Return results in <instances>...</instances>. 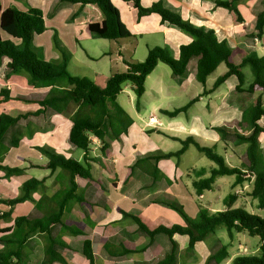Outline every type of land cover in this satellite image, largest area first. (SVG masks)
<instances>
[{
	"label": "crops",
	"instance_id": "obj_1",
	"mask_svg": "<svg viewBox=\"0 0 264 264\" xmlns=\"http://www.w3.org/2000/svg\"><path fill=\"white\" fill-rule=\"evenodd\" d=\"M159 1L195 26L213 30L217 39L226 43L232 51L238 50V56L234 57L236 63L239 64L249 55H264V36L261 39L252 36V34L256 33L257 16L264 11V0H249L243 7H239L243 22H238L236 16L228 9L218 7L216 0H141V3L144 7H149ZM112 3L118 9L122 22L133 35L129 39L113 41L118 45L117 52L121 60L125 58L137 61L143 60L147 56L149 46H158L171 50L174 59H178L180 46L192 42V38L189 35L183 33L175 26L162 23L161 18L156 14L138 20L137 9L134 8L132 3L122 0H112ZM0 4L3 9L16 8L20 11H28L36 8L43 12L46 31L34 37V45L42 50L46 60L59 58L53 48L55 32H58L62 42L74 44L73 48L70 45L69 47L72 53H75V44H79L81 38L87 40L92 38L88 24L100 23L103 20L102 13L94 5L82 7L80 4H71L61 0H0ZM0 33L3 39H10L16 43L20 42L12 39L1 30ZM108 50L103 52L100 57L109 55L112 49ZM122 51H125L126 56L121 55ZM87 57H90V55L87 54ZM8 62L9 60L6 58L0 60V100H2L1 91L9 94L11 99L4 102L0 101V115H30L19 122L22 131V139L19 146L12 148L2 163L6 166L20 167L26 170L21 175L9 178H6L5 173L0 170V200L16 198L20 194L22 184L31 178H45V189L35 193L33 196L35 201H39L44 196L50 197L55 194L61 184L58 180V172L52 175L49 170L44 168L47 158H45L46 160L42 158L43 155L35 150L34 147L49 146L56 150L57 153L71 157V152L77 149L69 142L72 122L69 119V115L64 118L61 114H56L52 110L42 112L38 116L31 115L39 110V105L15 98L17 96L45 93L49 88L37 89L32 87L28 83L26 75L10 72L7 66ZM124 65L125 72L127 66L125 63ZM167 67L169 66L159 63L147 77L146 91L142 102L152 97L153 99L149 103L151 105L142 104L141 110L135 109L138 121L127 112L134 123L129 128L128 134L122 136L121 141H113L106 154L102 155L98 152L100 142L93 138L91 154L98 161L93 163L92 172H95L93 174L99 184L83 179H77V182L79 184L78 192L84 194L89 202L93 201L96 204L71 202L63 215L64 222L78 226L87 235L72 237L66 233L61 234L60 226L53 227L54 236H58L64 243L69 245V248L60 249L68 264H90L83 254L86 238L92 241L95 264H155L171 252L172 242L165 234H158L151 240L149 236L140 231L132 216L139 217L150 229H154L158 226L170 227L175 224H186L182 216L169 210L170 208L165 206L164 203H180L184 209L185 204L194 203L192 213L189 214L187 210L186 212L192 218L198 215V201L204 197L205 193L198 197L194 189L190 188L192 187V178L188 176V172L191 169L197 168L190 166L182 169L180 164L181 158L192 145L175 162L170 159L160 160L158 167L164 177L155 181L152 176L140 169H132L137 160L155 154L159 149H156L157 146L149 138L143 143L136 141L132 134L134 129H138V135H143V137L146 135L164 136L159 133V131H162L171 137L181 140L194 136L201 145H203L201 143L203 139H206L211 146L218 147L219 144H222L224 154L229 162L233 165L238 164L237 166L241 164V156L244 153L245 145H236L232 135L229 136L226 141L227 145H225L224 142L220 141V136L214 128L227 127L248 134L249 131L244 127L242 128L238 123L242 121L243 112L257 98L259 93L237 92L238 79L235 76H231L211 94L201 97L187 111L181 112L175 118H170L171 121L164 124L167 122L165 119L167 116L163 115L161 110L173 111L185 106L192 99L202 94L204 90V86L196 79V59H191L187 72L183 76L174 77L170 67ZM247 67L245 66L242 69ZM219 70L220 72L217 74ZM226 71L227 67L221 64L210 77L217 74L215 82ZM113 74L112 72L108 75L94 73L95 79L92 80L96 83L101 80L100 82L103 85L100 86L104 87L108 78ZM210 77H208L206 82V88L208 89L214 84V82L209 83ZM251 80L248 77L244 87H247ZM192 90L194 93L189 94ZM132 93L134 94L133 91ZM155 98L161 100L160 103L154 102ZM262 98L264 104V95ZM150 122H158L160 126ZM260 124L264 126V118L260 120ZM164 137L171 139L167 136ZM138 138L140 139L139 136ZM259 140L264 158V133L261 134ZM22 144L25 145V151L21 152L22 155L10 156L15 150H20L19 148ZM83 155V151L79 152L74 159L82 161ZM35 170H43L44 174L36 177ZM186 177L190 181L185 182L184 178ZM219 179L221 178H218L216 183ZM247 183L251 184V182ZM248 193L246 192L244 195L248 197ZM235 194L237 199L243 195L238 192ZM233 207L237 208L235 203ZM206 208L212 212L226 209V207L225 209H220L209 206ZM9 210L10 207L0 205V214ZM252 213L255 214L254 211ZM21 216L40 217L42 214L36 207V202L27 201L20 203L13 208L10 219H0V229L12 227L14 220ZM215 235L216 233L210 235L205 241L198 243L193 253L184 254H182V251L187 250L189 238L187 236H176L174 238L178 246L176 264H205L208 257L224 245L221 239L215 238ZM45 244V236L39 233L29 238L26 244V249L29 253L27 264H43ZM105 244L110 245V251L114 255L106 250ZM260 245L253 252H259ZM2 248L3 246L0 244V251ZM125 248L132 250V252L126 255H117ZM239 251L248 253L249 249L240 243ZM238 256L239 254L231 256L229 253V257L221 264H231L233 259Z\"/></svg>",
	"mask_w": 264,
	"mask_h": 264
},
{
	"label": "trees",
	"instance_id": "obj_2",
	"mask_svg": "<svg viewBox=\"0 0 264 264\" xmlns=\"http://www.w3.org/2000/svg\"><path fill=\"white\" fill-rule=\"evenodd\" d=\"M71 4L95 5L103 15L102 22L88 24V29L93 37L119 41L132 38L120 18L118 9L112 0H61ZM130 2L137 9L138 20L143 17L156 14L161 18L162 23H168L177 27L183 33L192 38V42L180 46L179 57L174 59L169 51L162 47H148V53L144 61L124 59L127 70L111 75L104 87L98 85L94 80L72 75L68 70L70 53L66 46L58 38V32L53 36V48L59 58L46 60L41 49L34 45V37L46 31V23L43 12L40 9L20 11L16 8L3 9L0 4V30L9 35L12 39L19 40L16 43L10 39H3L0 33V60H9L8 68L13 74H24L28 83L37 89L49 88L45 93L32 94L29 96H17L15 99L26 102H33L39 105V110L31 115H40L42 112L52 110L57 114H64L69 111L72 105L74 110L68 114L72 122L69 133V142L83 151L82 161L59 154L49 146H35L41 155L47 158L44 168L50 174L58 172L60 188L50 197H42L39 201L34 200V194L45 189V178H31L22 184L20 194L12 200H0V205L10 207V210L0 214V219H10L13 208L27 201L36 202V207L41 212L40 217L21 216L14 220L12 227L0 229V244L3 246L0 251V264H27L29 253L26 244L29 238L39 233L46 238L44 247L45 257L43 264H68L62 248H69L61 238L54 236L53 227L60 226L61 234L66 233L72 237L87 235L84 230L74 224L63 221V215L71 202L80 204H96L79 193L77 179L87 180L99 184L95 178L92 168L93 163L98 161L92 156L93 138L100 142L102 155L111 147L113 141H121L122 136L128 134L129 128L134 123L132 117L119 103L118 97L123 91V84L130 82L132 90L136 95V109H142V99L146 91V79L155 70L159 63L170 67L174 77L183 76L188 69L191 59L197 60L196 79L204 86L202 94L192 99L187 105L173 111L161 110V113L169 118H175L181 112H185L191 105L199 101L203 96L211 94L229 77L235 76L238 79L236 91L239 93L255 94L257 98L243 112L242 121L238 123L246 128L249 133H241L237 129L227 127L214 128L220 141L224 142L229 136H234L236 145H245L241 156L242 162L239 166H230L225 158L217 152L216 146H203L194 136L181 140L171 137L159 131L160 134L179 140L181 148L175 152L149 155L140 158L132 166V169L141 171L152 176L155 181L162 179L158 162L162 159H179L187 149L193 145L204 154L215 167L209 170L205 168L191 169L188 176L192 178V188L198 197L206 191H213L216 180L224 176H235L234 187L251 182L252 190L248 196L257 200L259 209L264 210V158L260 146V136L264 133V126L260 120L264 118V55L255 54L246 56L239 64L236 63L233 51L224 42H220L213 30H206L198 27L190 21L185 20L180 14L165 7L159 1L149 7H144L141 0H122ZM242 0H216L218 7H223L232 12L238 22L243 18L238 8ZM256 33L254 38L261 39L264 36V11L258 14L255 24ZM224 64L227 71L217 78L212 87L206 88L208 77L217 68ZM249 66L252 73V80L247 87L246 76L242 68ZM1 102L11 99L5 91H1ZM30 114L11 116L0 115V170L5 177L21 175L25 168L10 167L3 165L6 155L12 148H17L22 139V131L19 126L21 119ZM32 165V164H31ZM237 195L232 193L224 199L226 209L224 211L212 212L207 208L199 206L197 217H190L180 203H164L165 206L177 211L185 221V225H172L170 227L158 226L150 229L137 216H132L140 231L153 240L158 234L167 235L172 242V250L162 260L155 264H176L178 259V246L174 238L176 236H187L189 238L187 253H193L196 245L205 241L210 235H214L220 227H225L230 238L234 234L245 232L251 237H259L261 241L259 255L254 257L238 256L231 264H264V217L250 213L242 208H234L233 204ZM126 214V213H125ZM130 216L129 214H126ZM106 250L112 255L110 245L105 244ZM132 250L124 249L117 255H126ZM83 254L90 264H95L92 241L86 238L84 241ZM229 257L228 247L222 245L216 252L211 254L205 264H221Z\"/></svg>",
	"mask_w": 264,
	"mask_h": 264
},
{
	"label": "rangeland",
	"instance_id": "obj_3",
	"mask_svg": "<svg viewBox=\"0 0 264 264\" xmlns=\"http://www.w3.org/2000/svg\"><path fill=\"white\" fill-rule=\"evenodd\" d=\"M248 2H249V0H242L240 3H238V8L240 6L243 7ZM95 7L98 8L97 6H95ZM58 38L62 41V39L60 38L59 35H58ZM79 41H80L79 44H75L76 45L75 53H72V51L70 49V47L73 48V45H74L73 43L63 42V44L67 48V51L70 53L69 61H68V70L70 71V73L72 75H77V76H81V77H87L90 79H95L94 73L108 75L110 72H112V73L124 72V70H125L124 61L119 58V54L117 52L118 45H116L115 42L109 41L107 39H102L99 37H93V36L91 39L87 40V39L81 38ZM69 45H70V47H69ZM74 48H75V46H74ZM110 48L112 49V51L109 53V55L100 57V55L103 52L109 51L108 49H110ZM168 51H169L170 56L172 58H174L171 50H168ZM238 53H239L238 50H236V51L233 50V54H234L235 58L238 56ZM87 54H89L90 57H87ZM125 54H126L125 51L121 52L122 56H126ZM72 55H73V58H72ZM137 55H138V52H137ZM140 61H144V59L140 60ZM167 68H169V67H167ZM242 71L246 75V80L248 79V77H250L252 79V73H251V69L249 66L246 69H242ZM219 72H220V70L217 72V74H219ZM217 74L210 77V79H209L210 84L214 82ZM100 81L101 80L97 81V83H99L98 85H103ZM195 84H198V83H195ZM123 89H124V92L122 91L123 93H121V95L119 97V102L124 107V109L127 112H129V114H131L134 118H136V120L138 121L136 113H135L136 95H135V93L134 94L132 93L133 90H132L131 83L130 82L124 83ZM192 92L194 93V91L192 90V91H190L189 94H191ZM134 98H135V100H134ZM151 99H153V98L152 97H150V99L147 98L145 100V102H142V104H145L148 106L151 105V104H149L150 101H152ZM153 101L156 103H160L161 100H158L157 98H155ZM166 105H169V104H166ZM74 108H75V105H72L70 107L69 111H67V113L65 112L64 114H61V116L66 118V116H68V114H70L74 110ZM165 119L167 120V122H165L164 124H167L169 121H171V119L169 117H167ZM150 123L154 124L156 126H160V124L158 122H156V123L150 122ZM137 132H138V129H134V131L132 133L133 136L135 137L136 141L143 143V141H146V140H148L147 138H149V140L152 141V143L157 146L156 149L159 148L158 151H160V152H168V151L174 152V151L179 150L182 146L179 141H174V140L168 139V138L161 136V135H149V136L146 135L143 137V135H138ZM171 133H174V132H171ZM138 136L140 137V139L138 138ZM201 143L203 145L211 146V144L206 139L201 140ZM19 149L20 150H15L13 153H11L10 156L22 155L21 152L25 151V145L22 144ZM16 151H18V152H16ZM158 151L155 154H157ZM79 152H82V151L80 149H76V151L71 152L70 155H71V157L75 158L76 155L79 154ZM98 152H100V154H101L100 148H99ZM217 152L225 158V161L228 165H230V166H237L238 165V164L233 165L229 162V160L226 158V156L224 154V149H223L222 144H219V146L217 147ZM34 158L36 159V157H34ZM42 158L45 159L46 157L42 156ZM31 159H33V158H31ZM170 160H172L173 162L176 161V159H170ZM180 164H181L182 169H185V167L191 166V167H194L197 169L205 168V169L209 170L210 168L215 167V164L212 161H210L204 154L200 153L196 149V147L193 145L190 147V149L181 158ZM34 173H35V176L38 177V176H42L44 174V171L43 170H35ZM93 173L95 174V172H93ZM220 178L221 179H219L218 182L215 184V189L213 191H206L204 197L202 199H199V201H198L199 206H201L203 208H206L209 206V207L225 209L224 199L228 195L238 192V193H242L243 195L238 197L237 201L235 202V207L245 209L246 211H248L250 213H252V211H254V213L256 215H258L262 218L264 217V210L258 208L257 200L253 199L252 197H249V196L247 197L246 195H244V193H246V192H249V193L251 192L252 184L246 183L245 185H239L237 187H234L233 186V184L235 182L234 176H224V177H220ZM184 181L188 182V181H190V179L186 177V178H184ZM190 188H192V187H190ZM193 209H194V203L185 204V211L187 210V212L189 214L192 213L191 211ZM169 210H171V211L175 212L177 215L181 216L177 211L173 210L172 208H170ZM215 238H217V239L219 238L223 241V244L228 247V251H229L231 256H233V255L237 256V254H239V256H243V257H254V256L259 255V252H253L260 245V238L259 237H251L247 233L243 232V233H236L235 236L233 237V239H231L228 235L226 228L222 226L217 230ZM212 240H215V239H212ZM240 243L244 247H247L249 249L248 253H244V252L239 251ZM243 250H245V248H243ZM184 253H187V250H183L182 254H184Z\"/></svg>",
	"mask_w": 264,
	"mask_h": 264
},
{
	"label": "built area",
	"instance_id": "obj_4",
	"mask_svg": "<svg viewBox=\"0 0 264 264\" xmlns=\"http://www.w3.org/2000/svg\"><path fill=\"white\" fill-rule=\"evenodd\" d=\"M246 251V250H245Z\"/></svg>",
	"mask_w": 264,
	"mask_h": 264
}]
</instances>
